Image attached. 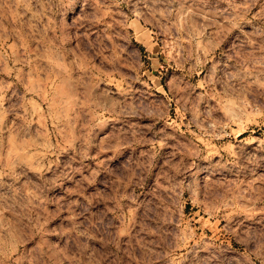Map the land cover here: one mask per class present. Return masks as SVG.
<instances>
[{
  "label": "rangeland",
  "instance_id": "1",
  "mask_svg": "<svg viewBox=\"0 0 264 264\" xmlns=\"http://www.w3.org/2000/svg\"><path fill=\"white\" fill-rule=\"evenodd\" d=\"M0 264H264V0H0Z\"/></svg>",
  "mask_w": 264,
  "mask_h": 264
}]
</instances>
